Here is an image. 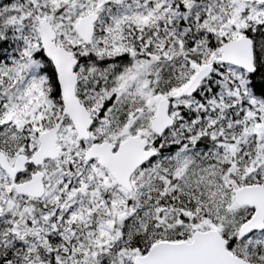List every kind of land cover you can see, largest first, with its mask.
I'll use <instances>...</instances> for the list:
<instances>
[{
  "label": "snow or ice",
  "instance_id": "obj_1",
  "mask_svg": "<svg viewBox=\"0 0 264 264\" xmlns=\"http://www.w3.org/2000/svg\"><path fill=\"white\" fill-rule=\"evenodd\" d=\"M0 264H264V0H0Z\"/></svg>",
  "mask_w": 264,
  "mask_h": 264
}]
</instances>
